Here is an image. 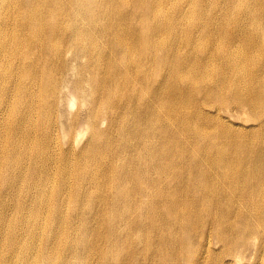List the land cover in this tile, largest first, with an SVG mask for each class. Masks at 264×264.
<instances>
[{
  "label": "bare ground",
  "instance_id": "6f19581e",
  "mask_svg": "<svg viewBox=\"0 0 264 264\" xmlns=\"http://www.w3.org/2000/svg\"><path fill=\"white\" fill-rule=\"evenodd\" d=\"M0 183V264H264V0H0Z\"/></svg>",
  "mask_w": 264,
  "mask_h": 264
},
{
  "label": "rangeland",
  "instance_id": "374dc122",
  "mask_svg": "<svg viewBox=\"0 0 264 264\" xmlns=\"http://www.w3.org/2000/svg\"><path fill=\"white\" fill-rule=\"evenodd\" d=\"M68 107V106H67ZM78 110V106H75V107H73L72 109L70 108V111H72V112H76ZM3 183V182H2ZM2 183H0V186L2 185ZM2 191V193H0V196H2V198H5V197H7L8 195H6L5 194V191L4 190H1ZM9 200H10V198H9ZM11 203V202H10ZM48 235H51V234H48Z\"/></svg>",
  "mask_w": 264,
  "mask_h": 264
}]
</instances>
